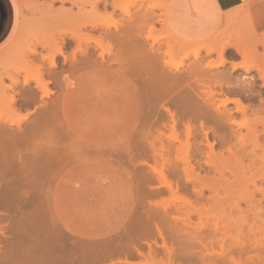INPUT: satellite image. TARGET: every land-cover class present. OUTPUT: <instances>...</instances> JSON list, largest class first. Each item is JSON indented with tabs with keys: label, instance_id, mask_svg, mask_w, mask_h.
Returning a JSON list of instances; mask_svg holds the SVG:
<instances>
[{
	"label": "rangeland",
	"instance_id": "rangeland-1",
	"mask_svg": "<svg viewBox=\"0 0 264 264\" xmlns=\"http://www.w3.org/2000/svg\"><path fill=\"white\" fill-rule=\"evenodd\" d=\"M88 1L81 0L80 5L59 1L56 3V7L72 8L76 13ZM161 1H166V5L163 8L155 9V15L158 18L165 17L168 0L153 1L155 4H160ZM104 2L105 0L99 3L96 9L86 6L85 10L90 11L88 18L100 22L102 25H109L110 30L115 33H139L141 40L144 41L147 21L143 10L135 5L139 0H107V3ZM26 16L31 22L25 27L21 39L18 40L15 47L6 49L0 56V78L3 80L0 83V126L16 132L30 130L33 122L39 117L38 114L43 113L46 120L44 119L45 122L37 128L38 133L34 135L33 141L37 151H41L48 158L47 161L51 158L54 160L50 161L51 163H41L33 159L31 164L34 172L29 177H21L17 174L20 170L18 163L8 169H14L16 168L14 165H16L17 171L13 170L16 174H12L13 171H10L11 175L6 172L7 177H0V264H15L16 258H18L16 260H20L22 256L26 257V255L24 256L26 250L22 249L16 252L18 250L16 248L12 252L14 253L13 258L9 256L7 263L1 261V257L3 258L7 251V245L11 244L10 242L13 243L16 238L21 242L27 239V242L24 241L25 245L30 242H32L30 246L35 245L32 238L23 239V236H18V233L15 232V225L20 219L30 221L31 227L36 230L32 237L37 239L38 244L47 241L50 243H46L42 247L44 251H49L55 247L56 242L61 240L66 246V249H63L64 253L75 258V263H72L81 264L83 258L79 249L82 243L98 245L113 240L114 237L125 236L124 233L131 229L133 222L138 221V216L145 215L151 208L154 211L157 209L162 211L165 218H168L169 221H165L168 227L164 229V234L168 241L171 239L169 235L175 234L177 241L173 242V248L176 250L172 257L169 256L162 247V238L158 233L156 232L157 235L154 237L147 233L148 238H144L141 242V245L143 244L142 251L146 256H128L131 262L139 264H232L228 259L230 257L228 254L223 257H217V255L208 257L207 254L204 256L207 258L205 260L201 256L202 250L204 253L210 251L212 253V249H215L216 252L213 251L218 253L222 250L221 245H223L224 248L233 247L234 250L231 254L240 259L237 264H264V181H261L264 176V137L256 139L244 127L248 124L247 126L251 125L258 129V126H261L260 129L262 127L264 129L262 126L264 125V87H262L264 86V32L258 31L254 25L251 28L244 27V20L248 21L246 17L251 18V22L254 24L253 15L247 11L240 23L231 21L225 24L226 26L222 27L223 31L219 33L218 37L214 36L209 39V42L213 41L217 48L230 44L226 48V55L224 54L228 61L226 60L227 62L221 68L212 69L213 75H218L221 72L239 78L244 73L245 66H248L252 71L250 74L255 77L253 80L256 86H254L261 93L259 96H254L253 100L250 98L251 101L250 99L248 101L246 97H243L244 100L242 98L243 104L245 107L249 106V109L245 110V114L239 112L240 114L236 115L239 117L236 119L238 123L242 124L240 135L244 139L240 143L233 142L229 149L227 147L223 150V158L217 154L216 156H220L221 160L220 157L210 155L208 159L211 162V168L207 166L204 170H199L197 167L192 173L193 177H190V181L196 178L198 182L195 179L193 181L196 183L188 182L183 174L177 179L171 177L179 181H176L179 190L175 193L165 187L156 189V186L160 185L158 179L161 177L158 179L151 177V182L148 183L147 159L144 158L145 156H142L141 161V158H137L141 157V155L137 156L141 152L139 148L147 146L148 139L152 141L160 134L155 128L142 127L141 119L147 112V92L135 77L129 76L130 80L128 81L125 75L118 73V64L114 63L115 58L118 57L116 55L117 48L115 49L116 40L106 36L102 29L98 31L86 30L82 27L85 17V19L74 21L66 19L55 24L46 23L43 25L37 23L38 16L36 14L27 13ZM62 34L65 37L77 34L82 39L80 44L74 43L72 46L63 47L60 45ZM142 35L144 36L142 37ZM240 41L245 43L246 48L252 54L247 62L244 60L243 54H240L234 46L235 44L239 45ZM149 42H151L150 39ZM143 44L146 43L143 42ZM148 45L147 42V50ZM89 47L95 49L96 54L104 53V61L99 62L98 65L88 64L78 70L73 69L70 66L73 57L81 59V52ZM31 48L38 49L37 53L29 57L23 56L21 51ZM59 49L63 50L65 55H56L59 53ZM205 53L206 51L203 50L202 56L207 57H203L202 61H205L202 62L203 64L211 63V61L212 64L219 62V52L210 53L211 55ZM64 56L68 57V60ZM171 56H173L172 61L176 63L184 59L187 65L184 66V69L190 67L194 60L192 57L185 60V55L174 57L173 54ZM171 56H166L165 60H170ZM52 59L57 63L54 69L61 71L60 74L62 73L60 79L61 83L64 82V86H58L55 82L48 83L44 91L51 89L52 93L49 96H44L41 100L43 91L37 88V84L39 81H53V77L48 74V71L53 69H50ZM233 63L237 65L241 63L242 68L233 72L231 67ZM256 65L259 68L262 67L260 72L255 70ZM41 72L45 73L43 77H41ZM72 73H74L73 78L70 76ZM260 77L262 78L260 79ZM67 80L76 81V83L69 86L71 82H67ZM66 82L70 83L66 84ZM195 83L194 79L190 80L191 86H195ZM208 83H211V87H215V90L219 88L217 85V87L214 86V82ZM9 85H12L13 88H8ZM28 89L37 92V103L40 102V106L37 103L27 107L21 106V101L25 98ZM199 89H201L200 86ZM217 95L219 96V94ZM27 96L29 95L27 94ZM12 97L17 99V105L10 103ZM174 97L168 99L165 106L176 109L177 106L172 103ZM219 97L221 98V96ZM162 104L164 103L162 102L157 110V116L166 113ZM230 106H232L231 108L235 107L231 104ZM10 122H20V127L17 124L11 125ZM183 129V126H180L178 129L180 132L177 133L182 141H184ZM161 130L166 133L167 137L176 136H171L169 129ZM168 134L170 135L168 136ZM175 143L172 151L180 144L177 141ZM20 145L23 144H19V148H21ZM159 145L160 143L157 142V146ZM128 148L132 149L134 153L132 159L128 155ZM50 149L57 150L55 158L51 155V158L48 157ZM205 151H209L208 148H205ZM215 151L220 152L221 147L216 146ZM178 155L182 156L181 152ZM45 156L42 157L46 160ZM175 156L176 154L172 152L170 155L172 161ZM9 157L11 156L9 155ZM197 157L202 162L206 160L201 155ZM137 162L140 164H136ZM150 162L153 163V160L150 159ZM192 163H194L193 160ZM198 171L200 177L197 175ZM26 178L29 180L28 195L10 199L8 196L12 194L13 184H18ZM172 181L175 183L174 180ZM193 184L194 188L202 189L201 197L193 192ZM150 185L155 187L147 189L150 188ZM174 190L176 189L174 188ZM163 206L167 212L164 211ZM35 207L38 214L33 213L36 211ZM28 215H30V219L25 217ZM31 218L34 220V225ZM170 227L171 229H169ZM175 227L178 233H173ZM201 227L202 229H200ZM178 229L181 231L180 234ZM202 230L203 232H201ZM172 233L173 235H171ZM189 234L192 237L195 236L193 237L194 241L191 236L189 237ZM175 237L172 238L175 239ZM196 237H201L200 239L203 241L206 240L208 250L199 248L200 246L195 241ZM150 240H154V243L158 244L152 242V247L158 249L156 250L159 253H157V257L155 258L154 254H149L154 261H151L152 257L147 256ZM54 242L55 244H53ZM170 243L169 245H172V242ZM237 244L243 245V247L246 245L247 251L237 252ZM183 245H186L184 249L186 247L189 255L182 250ZM254 245H257L256 249L252 248ZM34 250L36 253H42L40 249L34 248ZM58 252L62 253L63 251L59 250ZM183 253L185 255H182ZM123 259H126V256L122 253L99 251L92 264H118ZM70 263L65 261L61 264ZM33 264H37V261Z\"/></svg>",
	"mask_w": 264,
	"mask_h": 264
},
{
	"label": "bare ground",
	"instance_id": "bare-ground-1",
	"mask_svg": "<svg viewBox=\"0 0 264 264\" xmlns=\"http://www.w3.org/2000/svg\"><path fill=\"white\" fill-rule=\"evenodd\" d=\"M59 1L62 3L69 2L71 3V5L81 4L80 2L81 0H42V1L20 0L21 8H22V22H21V26H20V29H19V32L16 38L14 39V41L11 43V45L8 48L15 47L18 40L21 39V35L25 27L28 25V23L31 22V20H29L26 16L27 13L36 14L38 16L37 23L43 24V25H46V23L55 24V23L60 22L61 20L64 21L66 19L67 20L71 19L74 21V20L85 17L86 19L84 18L85 21L82 27H84L86 30L89 29L92 31H98L102 29L106 36H109V38L111 37L115 39L116 40L115 42L117 44L115 43L116 47L115 46L114 47L115 49L117 48L116 55L118 57L115 58L114 63L118 64V68H117L118 73L125 75L128 81L130 80L129 76L135 77L140 82V85L142 86V88L147 92V112L145 113V115H143L141 119L142 127L145 128L147 126V129L155 128V130L159 131V134H160L157 138H155L152 141H149L148 139L147 146H142L141 148H139L141 152L138 155L136 154L137 156L141 155V157L140 156L137 157L139 159L141 158L140 161L142 160L144 156H145L144 158L147 159L146 167H147V182L148 183L151 182V177H156L157 179L158 177H161V179H158V181H160L159 182L160 185H157L156 189L157 188L160 189V187L161 188L165 187L166 189L168 188L169 191L171 190L172 192L174 191L173 193H175L177 190H179V185L177 183L179 181L172 179L171 177H176L177 179V177H180L181 174H183L188 182H192L193 179H195L196 182H198L197 181L198 179L196 178H193L190 181V177H193L192 173L195 172L197 167L199 168V170H204L205 167L207 166L211 168V162L208 159L210 155L213 157L214 156L218 157V158L220 156L222 157L224 155L223 150H225L227 147H228L227 149H229V147L231 146V144H233V142L240 143L243 141L244 137L240 135L242 124H240V122L238 123L236 118H238L239 115L238 116L236 115L239 112L240 113L246 112L245 110L249 109L248 108L249 106L247 107L246 105L245 107V104H243L244 101H242V98L246 97L248 101L250 98L253 100L254 96L256 95L259 96L261 93L258 90H256L257 87L255 88L256 83L254 84L255 81L253 80L255 77H253V75L250 74L251 68L248 66H245L244 64H243V66H245L244 73L241 75V72L239 71L241 75L239 78H235V76L233 77L232 74L226 75L221 72H219L218 75L217 74L213 75L214 71H212V69L214 70V68H219V67L221 68L228 61L225 58L224 54L226 52V48L230 44L222 45L221 47L217 48L215 44L213 43V41L209 42V39L214 36L215 38L218 37L219 33L223 31L222 27H224L225 24L231 21H234V22L239 21L240 23L243 17H245L244 14L247 12L246 6L238 8L231 12L229 11L226 12L225 14L226 16L224 17L225 19L223 20V23L221 27L217 30V32L209 39H206L204 41H198V43H196V42L188 41V40L177 37L167 26L165 17L158 18L157 15H155V9H157L158 7H161V8L165 7L166 1L165 2L161 1L160 4L158 3L155 4V2H153L154 0H139V2L135 4L139 8H141V10H143L144 15L146 17V21H147V32L145 30V34H144L145 36L142 35V37L144 36V41L141 40L139 33H136V34H133V33L132 34H127V33L119 34L117 32L115 33L112 30H110L109 25L108 26L102 25L100 22H97L93 19L88 18V14H90L89 13L90 11L85 10L86 6H91L96 9L99 3L103 2V0H89L87 4H85L84 7L76 13L72 10V8H68L64 6L56 7V3ZM106 1L107 0H105L104 3H107ZM146 1H147V4H145ZM246 19L248 21L244 20L245 22L244 27L247 26L251 28L254 25L253 22H251V18L246 17ZM130 26L132 25L130 24ZM124 32H126L125 29H124ZM159 32H162V33H159ZM253 32H254V29H253ZM255 33L256 32H254V34ZM70 35H69L70 37H65L63 35L60 40V45H62L63 47H66L68 45L72 46V44L74 43L80 44L81 39H82L81 36H78L77 34H70ZM149 39L151 40V42H149ZM246 39L247 41L249 40L248 37ZM243 40L245 39L243 38ZM142 41L146 44H143ZM147 42L149 43L148 50H147ZM234 46L240 54H243V58L247 62L249 57L252 54L246 48L245 43L241 42L239 45L235 44ZM92 49L90 47L84 49L81 52V59L80 58L77 59L76 56L73 55L74 59L70 66H72L73 69L76 68V70H78L83 65H88V64L98 65L99 62L104 61L105 59L104 53L96 54L97 52L95 53V49L93 50ZM37 50L36 48H33V49L31 48L27 50H22L21 53L23 54V56L29 57V56L35 55L37 53ZM161 50L163 51L160 52ZM203 50L206 51L207 55L213 52H219V55H220L219 57L220 60H218L219 62L217 61L218 63L215 62L216 64L215 63L212 64L213 62L211 61V63L208 62L207 64H203L202 62H205V61H202V60L206 57V56L205 57L202 56ZM2 54H0V56ZM60 54L65 55V53L61 49H59V53L58 54L56 53V55H60ZM173 54H174V57H177V55H185V60L190 59L192 57L194 59V60L192 59L193 60L192 65L189 64L190 67L184 69V66L186 65L185 64L186 62H184V59H182L180 62H177V63L173 62L172 61L173 56H171ZM166 56H171L170 60H165ZM65 59L68 60V57H65ZM68 62H71V61H68ZM50 64H51L50 66H52L50 69L52 68L53 69L51 71H48V74L53 77V81L52 80L51 81L47 80L46 82L39 81L37 84V88L40 91H43L41 100H43L44 96H49L50 93H52L51 89L50 91H48L49 89L44 91L48 83L55 82L58 86H61V85L64 86V82L62 81L61 83V79H60L62 78V76L60 77V75L62 74V73L60 74L61 71L59 70L57 71V69H54L56 68L57 63L55 62L54 59H52ZM232 65L233 66L231 67L233 68V72L242 68L241 63L239 65L233 63ZM261 68L257 67L256 65L255 70H258V72H260ZM211 71H212V74H211ZM218 71H221V70H218ZM229 73H232V72L229 71ZM44 74H45L44 72H41V77H43ZM73 74L74 73L70 75L72 76V78H73ZM256 74L258 73L256 72ZM261 78L262 77H260V79ZM191 79H194V81L196 82L195 83L196 85L195 86L193 85L194 87L190 85ZM71 80H74V79H71ZM68 81L70 80H67V82ZM210 81L214 82L215 84L214 86L217 85L219 86L220 89L218 88L217 90H215L214 89L215 87H211L212 84L208 83ZM263 81H264V76H263ZM2 82L3 80L2 78H0V83ZM67 82L66 84H69L71 81L69 83ZM74 83H76V81L71 82L69 86L74 85ZM197 83L199 84L201 89H199V86L197 87ZM7 87L11 89L13 88L12 85H9ZM26 92L29 96H27L26 94L27 97L25 96V98L22 99L21 106L27 107V106L33 105V103L35 105V103L38 102V98L36 96L37 92L35 90L31 91V89L26 90ZM217 94H219L221 98ZM172 97H174L172 99V103L177 106L176 109L171 108V106H165V102L169 101L168 99ZM10 101L12 105H17L16 98L12 97L10 98ZM162 102L164 103L162 104L163 106L162 108L166 111V113H164L161 116H157L158 114L157 110L161 106ZM39 103H37L38 106H40ZM261 103H262V99H261ZM230 104L234 105L235 107L233 108H231L232 106L229 107ZM38 115L39 117L38 118L36 117L37 119L36 121L33 122L34 124L31 125V129L29 128L30 130L16 132L13 130L9 131L4 126H0V177H3V176L5 177L6 176L5 174L7 173L8 174L10 173L11 175V172L13 170L17 171L16 165H14V167L16 168L14 169L11 168L10 170H8L9 167L13 166V164H16V163H18V165L20 166L19 168L20 170L18 171L17 174H19L21 177H29L34 172L33 166L31 164L33 159H36L37 161H40L41 163L42 162L51 163L50 161L54 160L50 157V155L53 158H55L54 155L57 153L56 149H50V151H48L49 153L48 157H50L51 160L49 159L47 161L48 158L45 156V154H43L41 151H37V148L34 145L35 143L33 141L34 135L38 133V131L36 130L38 127H40V124L45 122L44 121L45 117H43V113H40ZM10 124L11 125L17 124L18 127H20L19 125L20 122H10ZM180 126H183L184 128L183 129L184 141H182L177 134L180 132L178 130ZM246 126L244 127L247 129L248 133L252 134L256 139L264 137L263 127L260 129L261 126H258L259 127L258 129L257 127H251V125L247 127ZM161 129H169L171 131L170 134H172L171 136L173 135L174 136L176 135V136L172 138L167 137L166 133ZM170 134H168V136ZM7 137L8 139L6 140ZM176 141L179 142L180 144L175 147L174 151H172V149L176 145L175 143ZM157 142L160 143L159 146H157ZM19 144H23L22 146L20 145L21 148H19L18 146ZM216 146L221 147L220 152L215 151ZM205 148H208L209 151L206 152ZM127 152H128L130 159H132L134 155V153L132 152V149L128 148ZM172 152L176 154L173 161H172V158L170 157ZM180 152L182 156L178 155V153ZM217 154H219L220 156H216ZM9 155L11 157H9ZM43 155L45 156L46 160L42 157ZM198 155L203 156L204 158H206V160L202 162L200 159H198L197 157ZM221 157L219 158L220 160L223 158ZM150 159L153 160V163L150 162ZM192 160L194 161V163H192ZM144 161L143 163L145 164ZM136 164H138V162ZM213 168L215 170V167ZM15 171H13L14 173L12 172V174H16ZM197 175L200 177L199 171L197 172ZM172 180H174L175 183ZM28 181L29 180L26 178L24 181H20V183L18 182V184L14 183L12 186L13 188L11 187L13 189L11 190L12 194L9 195L8 197L11 199V197L21 198L23 196L25 197L26 195H28V188H27V185L29 184ZM261 181H264V176L261 178ZM194 182L195 181H193L192 183ZM154 187L150 185V188H147V189H152ZM174 188L176 190H174ZM193 188H194V184H193ZM193 192H195L200 197L203 195L202 189L200 188H194ZM36 207L38 208V206ZM162 208L164 209V211L167 210L165 209V206H163ZM151 210H149L148 212L145 211L147 212L145 215L139 214L140 216H138L139 217L138 221L133 222L131 229L124 233L125 236H117L118 238L114 237L113 240H110V241L108 240L107 242L105 243L103 242L102 244H98V245H95V244L91 245V243L89 244L88 242L82 243L81 245L82 247L80 246V249H79V253L81 257L83 258L81 260V264H92V262L95 261L94 257L97 255V252L99 251H102L104 253L116 252V253L124 254L126 256V259L120 260L118 264H139V263L131 262L128 259V256L130 257L135 256V255L146 256L144 255V251H142L143 244L141 245V242L144 238L147 237V233L154 237V235H157L155 234L156 232L162 238V247L165 249L166 253L172 257V255H174V252H175L174 250H176L175 248H173L174 247L173 242L176 243L177 241V238L175 237V234L173 235V233L177 232L176 231L177 228L175 227L174 229L175 231L171 234L173 236L169 235L171 239H169L168 241V239L166 238L164 234L165 233L164 229H167L168 227V225L166 226V223H165V221L166 222L169 221L167 220L168 218L166 219L165 214H162V211L160 210L159 212L158 209H157L158 212L156 210L154 211L152 208ZM36 211L33 213L38 214V211L37 212ZM199 214L201 215V212ZM25 217L29 218L30 215H28V217L27 216ZM173 218L175 219V216H173ZM31 220L33 224L34 220L32 218ZM169 229H171V227ZM179 229L178 231L180 234L181 231ZM200 229H202V227ZM15 230H16L15 232L18 233V236L19 235L23 236V239H26L27 237L32 238V241L34 240L35 245L30 246V243L32 242L25 245L24 241H26L27 239L21 242L19 239L16 238L13 243L10 242L11 244L7 245V251L5 252L4 257L3 258L1 257V261L6 262L9 256L13 258L14 253L12 252H14L16 248H18L16 252L22 249L23 251L26 250V254L24 253V256L26 255V257L22 256V258L24 259H22L21 257H20L21 258L20 260H16L18 258L15 259L16 263H19V264L20 263L23 264L24 262L26 264L29 262L33 264L36 261H37V264L38 263L47 264L48 262L50 264L51 263L61 264V263H64L65 261L71 262L70 264L75 263V258L72 257V255L70 257L69 254L67 255L64 253L66 246L64 245V242H62L61 240L58 243L56 242V244L54 242L53 244H55V247H52L49 251H46V250L44 251L42 247L46 243H49V242L47 241L46 243L38 244L37 239L32 237L33 234L36 233L35 232L36 230L35 228L31 227L30 221L23 220V219L18 220L15 225ZM203 230L201 232H203ZM55 235H57L56 232H55ZM190 236L191 235L189 234V237ZM172 237L173 238L175 237V239H173ZM193 237H192V240H193ZM200 238L198 237L195 238L196 244L200 246L199 248L208 250L207 244L205 243L206 240L203 241ZM145 240L147 241V239ZM182 240L184 239L182 238ZM152 242L154 243V240L152 241L150 240V243L147 242L149 246V250L147 252L148 254L147 253L145 254H147V256H149L150 258L152 257L151 255L154 254L153 256L156 258L157 257L156 255H158L159 253L156 251L158 250L157 248L152 247L153 246ZM170 242H172V245H169ZM51 243H52V239H51ZM154 244L158 245L157 243H154ZM184 246L186 245H183V247H181L182 250L186 251V253L185 252L184 253L189 255L190 253L187 252L186 247L184 249ZM221 246H222L221 248L222 250L218 251V253H215L216 252L215 249H212V253H210L211 251L208 253L207 252L204 253L203 252L204 250L202 251L200 250L202 252L201 256L204 257V256H207L208 254V257L209 255L211 256L217 255V257H223L226 254H228L230 256L228 259L232 264H237L240 261L239 258L231 254L232 251L234 250L232 246L227 247V248H224L223 245ZM238 246H237L238 251L237 250L236 251L240 253L246 252L248 249L246 245H244V247L243 245L239 247ZM256 247L257 245L252 246L253 249H256ZM34 248L40 249L42 253H36ZM58 249L63 252L59 253ZM184 253L182 255H185ZM43 255H45L44 258H42ZM37 256L39 257L36 258ZM151 259H152L151 261H154L153 257ZM205 259L207 258L204 257V260Z\"/></svg>",
	"mask_w": 264,
	"mask_h": 264
},
{
	"label": "crops",
	"instance_id": "crops-1",
	"mask_svg": "<svg viewBox=\"0 0 264 264\" xmlns=\"http://www.w3.org/2000/svg\"><path fill=\"white\" fill-rule=\"evenodd\" d=\"M245 6L254 17L256 29L264 32V0H168L165 21L177 37L204 41L221 27L226 12ZM21 22L20 0H0V54L16 38Z\"/></svg>",
	"mask_w": 264,
	"mask_h": 264
}]
</instances>
